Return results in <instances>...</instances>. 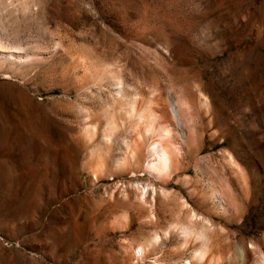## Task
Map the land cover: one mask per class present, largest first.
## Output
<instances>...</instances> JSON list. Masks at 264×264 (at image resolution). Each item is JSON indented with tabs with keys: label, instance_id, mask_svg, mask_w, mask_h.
<instances>
[{
	"label": "rangeland",
	"instance_id": "1",
	"mask_svg": "<svg viewBox=\"0 0 264 264\" xmlns=\"http://www.w3.org/2000/svg\"><path fill=\"white\" fill-rule=\"evenodd\" d=\"M0 42V264H264V0H0ZM123 93L177 95L180 169Z\"/></svg>",
	"mask_w": 264,
	"mask_h": 264
},
{
	"label": "bare ground",
	"instance_id": "2",
	"mask_svg": "<svg viewBox=\"0 0 264 264\" xmlns=\"http://www.w3.org/2000/svg\"><path fill=\"white\" fill-rule=\"evenodd\" d=\"M4 47H5V45L3 46L2 44H1V42H0V54H1V56L3 57V58H5L6 60H9V61H18L19 60V62L21 61V60H24V59H28V56H29V54L28 53H23V52H21V50L19 51V50H7V49H4ZM24 61H27V60H24ZM23 62V61H22ZM93 62V61H92ZM112 64V63H111ZM117 64V63H116ZM98 65V64H97ZM102 65H103V63H102ZM104 65H108L109 66V64H105L104 63ZM104 65H103V68H105L104 67ZM113 65V64H112ZM120 65V64H119ZM95 66H96V64H95ZM114 66V65H113ZM112 66V67H113ZM93 67H94V65H93ZM93 67L91 68V69H93ZM111 67V66H110ZM121 67V66H120ZM96 68V67H95ZM102 68V70L104 71V69ZM90 69V70H91ZM98 69V68H97ZM101 69V68H100ZM100 69L98 70V71H100ZM96 70V69H95ZM95 70H93V71H95ZM113 70H115V68L113 69ZM118 70V69H117ZM101 72V73H104V72ZM91 72V71H90ZM96 72V71H95ZM94 72V73H95ZM107 71L105 70V73H106ZM108 72H109V70H108ZM106 73V74H109V73ZM112 72V71H111ZM116 71H114V73H115ZM99 74V73H98ZM116 74V73H115ZM114 74V75H115ZM105 75V74H104ZM111 75H113V74H111ZM110 75V76H111ZM93 76V75H92ZM115 78L116 77H114V81H113V84H114V82H115ZM94 79V78H93ZM103 79H104V77H103ZM110 79V78H109ZM111 79H112V76H111ZM88 81V80H87ZM105 81H107V79L105 80ZM104 82V81H103ZM111 82V81H110ZM97 83H99V82H97ZM94 84H96V82L94 83ZM113 84L111 85V86H113ZM109 85V84H108ZM115 85H116V83H115ZM101 86H103V85H101ZM105 86V85H104ZM141 86V85H140ZM107 87V86H106ZM138 87H139V85H138ZM134 88H136V87H134ZM142 88V87H141ZM143 89V88H142ZM173 89V88H172ZM129 90V89H128ZM128 90H126V91H128ZM138 90V89H137ZM171 90V89H170ZM140 91V90H139ZM142 91V90H141ZM154 91V90H153ZM172 91V90H171ZM130 92V91H129ZM137 92L138 91H136V95H135V99L137 98V96H139L138 94H137ZM173 93H174V91H172ZM126 93V92H125ZM133 93H135V92H133ZM173 93H170V94H173ZM131 94V93H130ZM127 97H129V94H125ZM133 95V94H132ZM142 95V97L144 96V94H141ZM140 95V96H141ZM134 96V95H133ZM133 96H131V97H133ZM139 96V98H141ZM152 95H150V97H151ZM156 96H157V94H156ZM160 96H163V94L162 95H160ZM175 96H177V95H175ZM172 97V100H171V106L170 107H172V113H173V117L175 118L174 120H176V122L174 123V122H169L168 121V119H165L164 117L163 118H161L160 117V115L162 116V114H160L159 115V113H161V111L160 110H158V109H160V107L159 108H157V106H158V104H157V106H156V108L154 107V105H152L153 103H151V105L149 106V107H152V108H148L149 109V111L147 112V111H141V108L139 107V101L138 100H134V99H132L131 97V102L130 103H126V102H128V100L125 102V98H124V93H123V97L122 98H124V101H123V99L122 98H119V101L117 100V102L116 101H114V102H116L117 103V105H116V103L114 104V105H116V107L115 106H113V105H111V111H112V109L114 110V108L115 109H118L117 111H115V112H109L110 113V115L112 114H114L113 116H117V115H119V118L122 116H127V117H129V118H132L131 120H133L134 121V118H136V120H137V123L139 122L140 123V121H143V120H141V119H143V115H145V113H150V118L149 117H147V118H149L147 121H145L144 120V125H143V130L145 131V132H147L148 134L151 132V131H153V133H152V135H154V132H156L157 134H158V137H159V139L160 140H156L157 142H156V144L155 143H153V142H151V143H149V145H148V149H147V151H148V156H149V160H148V169H149V171L150 172H153L154 173V175L155 176H162V175H167L170 171H174V170H178V169H180L181 168V166H182V156H181V152H180V145H178V144H190L189 143V140H190V137H189V135H191V133L189 134V130H188V128H187V124L185 123V119L183 118V114H182V106L180 107V105H179V102L177 101L178 99H177V97ZM120 97V96H119ZM149 97V96H148ZM150 97L148 98V99H150ZM159 97V96H158ZM157 97V98H158ZM166 97H168V94L166 95ZM170 97H171V95H170ZM118 97H116V98H114V99H117ZM153 97H151V99H152ZM154 98H156L155 96H154ZM202 98V97H201ZM120 99H122V100H120ZM142 99V101H143V98H141ZM134 100V101H133ZM157 99H155V100H152L154 103L155 102H157L156 101ZM159 100H160V98H159ZM158 100V101H159ZM168 101H169V99H167ZM147 101V100H146ZM151 101V100H150ZM162 101V100H161ZM165 101V100H164ZM164 101H163V103H164ZM203 101V100H202ZM112 102V101H111ZM141 102V101H140ZM144 103V102H143ZM145 103H147V102H145ZM166 103V102H165ZM113 104V103H112ZM141 104H142V102H141ZM143 105V104H142ZM145 105V104H144ZM165 105V104H164ZM166 107V106H165ZM148 109H145V110H148ZM184 110V109H183ZM118 111H120V114H121V116H120V114H115L116 112H118ZM144 114H143V113ZM108 113V114H109ZM166 113V112H165ZM104 115V114H103ZM166 115H167V113L165 114V117H166ZM108 116V115H107ZM146 116H147V114L144 116V118L145 119H147L146 118ZM185 116V115H184ZM114 117V119H115V122L116 121H118V120H116V118ZM124 118V117H123ZM128 118V119H129ZM105 119V118H104ZM108 120L106 121L107 123V125H108V130H110V131H112L111 129H110V127H112L113 128V126L114 125H109V124H111V122L109 121V118H107ZM113 118H112V120H114ZM121 119V118H120ZM125 119V118H124ZM124 119L123 120H121L122 122L124 121ZM185 121H184V120ZM126 120V119H125ZM140 120V121H139ZM130 121V120H129ZM172 121V120H171ZM98 122H100V121H98ZM110 122V123H109ZM114 121H113V123L114 124H116ZM109 123V124H108ZM112 123V124H113ZM124 123V122H123ZM119 121H118V123H117V125H115L114 127V129H117L119 126ZM136 125V124H135ZM110 126V127H109ZM118 126V127H117ZM178 126H180V127H178ZM105 127H107L106 125H105ZM107 130V129H106ZM105 130V131H106ZM107 130V131H108ZM108 133V132H107ZM156 133H155V135H156ZM142 138V137H141ZM155 142V141H154ZM190 142H192V141H190ZM194 143V142H193ZM112 144V143H111ZM189 146V145H188ZM109 147V146H108ZM111 153V152H110ZM166 177V176H165ZM159 178V177H158Z\"/></svg>",
	"mask_w": 264,
	"mask_h": 264
}]
</instances>
